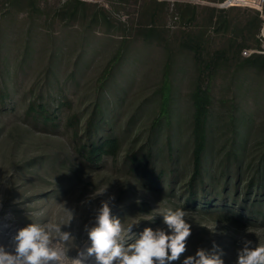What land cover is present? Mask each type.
I'll return each instance as SVG.
<instances>
[{"label": "rangeland", "instance_id": "rangeland-1", "mask_svg": "<svg viewBox=\"0 0 264 264\" xmlns=\"http://www.w3.org/2000/svg\"><path fill=\"white\" fill-rule=\"evenodd\" d=\"M20 1L21 7L14 13L11 0H0V219L10 218L11 224L25 228L32 222H67L68 210L73 212L70 225L62 226V231L75 237L68 245L71 258L90 246L85 226L94 225L101 202L110 199L112 215L125 227L133 225V239L127 243L146 227L167 230L161 215L164 209L179 207L187 212L191 225L187 250L172 264H183L198 248L211 250L214 243L223 251L225 264H235L245 241L264 246V207L260 213L259 205L254 207L260 199L264 201V73L246 71L236 77L231 67L216 72L211 86L213 161L205 166L209 175L206 192L196 187V203L189 202L193 194L190 95L197 77L193 76L194 52L178 49L180 38L202 32L209 50L224 47L231 39L243 43L247 35L232 36L233 30L223 35L218 26L206 27L205 20L208 9L214 7L225 10L219 12V18H229L243 27L258 12L249 5L253 0H235L246 6L229 9L211 0H182L202 8L203 22L192 24L182 21L168 0H158L169 2L171 10L158 13L154 24L140 9L146 0H81L87 7L74 16L73 7L65 6L68 0ZM62 7L63 13L55 16L54 10ZM39 9L44 11L42 15ZM8 20L14 23L12 38L27 40L11 56L5 51L13 42L6 37ZM140 25H153L158 36L149 40ZM123 39L128 47L114 65L110 60ZM66 42V56L53 60ZM167 42L180 53L172 58L176 120L172 132L164 119L154 128L166 54L170 53ZM259 42L257 51L264 54L262 33ZM26 50H34V54ZM250 51L256 50L244 48L242 59L248 58L250 54L245 52ZM14 67L18 68L16 76L10 73ZM244 77H258L260 86L240 91L237 85ZM8 85L13 87L10 93ZM127 88L129 93L118 109V99ZM63 99L68 104H63ZM31 102L47 107L52 120L46 122L27 113ZM233 108L240 128L236 129V144L240 145L244 134L250 135L245 153L235 150L239 168L233 157L227 159L232 154ZM89 120L94 125L91 131ZM168 137L173 138L174 163ZM108 138L122 143L119 153L106 155L97 164L87 161L81 147ZM134 154L143 164L132 162ZM247 193L249 204L243 207Z\"/></svg>", "mask_w": 264, "mask_h": 264}, {"label": "trees", "instance_id": "trees-1", "mask_svg": "<svg viewBox=\"0 0 264 264\" xmlns=\"http://www.w3.org/2000/svg\"><path fill=\"white\" fill-rule=\"evenodd\" d=\"M12 3H14V13H18V10L21 7L22 1L20 0H11ZM225 2V0H222V3ZM243 1H237V3H242ZM221 3V2H220ZM139 5V4H138ZM144 6L142 4L140 5V9L143 10V13L150 18V22L154 24L156 22V19L158 17V13H162V11H170V3L169 2H160L158 0H146L144 1ZM66 8L69 6L73 7V16L76 15V13L80 10V8H86L87 3L83 2L81 0H68L65 3ZM201 6L199 5H193L189 3H174L172 5V8L174 12L179 13L181 15V20L186 22L187 24H192L195 22H203V18H201V14L199 13ZM63 7L55 9L54 11L55 16L59 17L63 13ZM209 15L207 16L205 20V26L208 27H217L218 33H224L223 35L227 34L230 30H233V35L237 37L239 34L243 37L244 35H247L245 37V41L243 43L240 42L237 43L235 39H231L229 41V44H227L224 47H218L216 50L212 48V50H209L206 46L205 40V33L203 32L201 34H188L186 37L180 38V44L178 46V49H180V52L185 49H189L194 52L193 62L195 65L193 76L197 77L196 83H194L193 90L190 95V102L192 104V109L190 111L191 120L193 121V129H192V141H193V148H192V164L189 165V167L193 170L192 174V197L188 198L189 202L196 203L195 198V188H203L204 192H206V185L205 181L208 179L205 172L206 167L210 166L213 159V146L210 139V131H211V117H212V108H213V97H212V84L215 80V74L218 70L224 67H231L232 70H234V74L236 77H238L239 74L243 75L246 73V71H255L258 74L264 73V54L259 53H253L248 58L242 59L241 52L244 48H252L254 50H259L261 48L260 42H259V35L261 33V30L263 28V20L260 17L259 12L255 13V17L248 22L245 26H241L239 24H236L232 22L229 18H219L218 14L219 12H223L225 10H221L218 8L210 7L209 9ZM43 10L39 9L38 14L42 15ZM234 23V24H233ZM8 28L6 30L7 39H13V42H11L9 45V49L6 48L5 51L8 56H11L12 54H15L17 51H19L22 46H24L27 42V40H23L19 37H13L14 34V23L10 24L8 20ZM202 26V25H201ZM1 28V25H0ZM141 32L150 40L157 35L158 31L154 29V26L149 25H140ZM239 31V33H238ZM238 33V34H237ZM2 38L0 39L1 42ZM123 42H120L119 48H117L116 53L113 58H111L112 64L116 65L121 61V58L123 56L124 51L128 47V42L126 40H122ZM3 45V44H2ZM0 44V47H2ZM171 43L167 42L165 43V46H167V51L170 53L166 54V63H165V73H164V79L162 82V87L160 91V104L157 105V114L158 118L157 121L154 122V128L155 130L160 127L159 121L165 120L166 126L170 129L172 132V128H174L173 124L175 119V115L172 111V105H173V97H174V89H173V81H172V58L173 56H177L179 50H175L174 46L173 49H171ZM4 50V48H1ZM69 51L68 43L62 44L59 49L56 52L55 58L53 60L61 61L64 56H66L67 52ZM97 53H101L100 48H97L95 50ZM182 51V52H183ZM26 53H29L31 55L34 54V50H26ZM98 57L100 55H97ZM108 60V61H109ZM17 67L13 68V73L10 72L12 75H15L14 72L17 70ZM144 74V73H142ZM16 76V75H15ZM107 80V79H106ZM258 77H255L254 79H251V77L247 78H240V81L238 82L237 88L240 91L248 92L252 90L253 88L259 87L260 85L258 83ZM264 83V82H263ZM15 85V84H14ZM264 85V84H263ZM264 87V86H263ZM7 92L12 91V85H8L6 87ZM123 93V97H120L118 99L119 105L118 109L123 104V98L127 93H129L128 88ZM2 92L0 91V94ZM63 104H68L66 99H63ZM100 107L99 104H97V108ZM101 108V107H100ZM48 108L43 105H38L36 103H30L27 107V113L31 115H35L39 118H42L46 122H50L52 120L51 116L48 113ZM236 112L235 108H233V114L231 115V130L233 131V138H232V149L231 153L228 154L227 159L230 160L232 157L235 159L237 166L239 168L240 161L239 156L236 154L235 150H238L240 152L239 154L245 153L246 145L249 142L250 135L244 134L241 136L242 138L239 140L240 145L236 144L239 124L236 120ZM73 120L71 121V123ZM88 130L91 131L93 129V121L88 122ZM171 155L170 160L172 163H174L173 155H172V148H173V138L168 137ZM242 142V143H241ZM122 143L118 139L114 138H108L104 140L103 142L94 143L92 141H89L85 143L82 148V155L85 157V159L91 163L97 164L99 163L104 156L106 155H117L120 151ZM150 154H153L152 151ZM132 162H137L138 164H143V161L139 158L138 155L133 156ZM174 165V164H173ZM174 169V167H173ZM172 169V170H173ZM176 170H173V173H175ZM206 175V176H205ZM196 183V181H198ZM226 181H229L226 179ZM240 181L239 174L236 179V184L238 185ZM199 183V184H198ZM253 186V183L252 185ZM202 189V190H203ZM247 192V191H246ZM250 192V191H249ZM248 195L250 193H247V197L245 201L243 202V207H247L248 202ZM263 198V197H262ZM256 205H259L257 208V213H260L262 211V208L264 207V201L262 199L259 200V202L254 204V207Z\"/></svg>", "mask_w": 264, "mask_h": 264}, {"label": "clouds", "instance_id": "clouds-1", "mask_svg": "<svg viewBox=\"0 0 264 264\" xmlns=\"http://www.w3.org/2000/svg\"><path fill=\"white\" fill-rule=\"evenodd\" d=\"M103 193V192H101ZM98 193V194H101ZM109 201H102L92 227L85 226L90 246L79 251L76 258L68 255V245L75 241L71 232L62 231L74 218L68 210L67 222L30 223L14 236L15 248L0 245V264H86L94 257L96 264H172L186 252L191 225L183 208H166L162 212L167 230L146 227L132 243L133 225L125 227L112 215ZM223 251L215 243L211 250L198 248L183 264H225ZM235 264H264V246L245 241L237 253Z\"/></svg>", "mask_w": 264, "mask_h": 264}, {"label": "bare ground", "instance_id": "bare-ground-1", "mask_svg": "<svg viewBox=\"0 0 264 264\" xmlns=\"http://www.w3.org/2000/svg\"><path fill=\"white\" fill-rule=\"evenodd\" d=\"M231 3H233V1ZM10 221V218L5 220L0 219V245L4 246L9 251H13L15 248L14 236L23 228L11 224ZM86 264H96L95 258H89Z\"/></svg>", "mask_w": 264, "mask_h": 264}, {"label": "built area", "instance_id": "built-area-1", "mask_svg": "<svg viewBox=\"0 0 264 264\" xmlns=\"http://www.w3.org/2000/svg\"><path fill=\"white\" fill-rule=\"evenodd\" d=\"M232 1H235V0H225V2H223L219 6L222 9H229L232 7L246 6V5L236 4L234 2L231 3ZM252 2L253 3L249 4V5L251 6V8H254L255 10H257L260 13L261 19L263 20V24H264V0H253ZM261 33H262V37L264 38V25H263ZM263 51H264V45H263ZM253 53H258V51H250L249 53L245 52V55L248 56V54L252 55ZM261 53H264V52H261Z\"/></svg>", "mask_w": 264, "mask_h": 264}, {"label": "crops", "instance_id": "crops-1", "mask_svg": "<svg viewBox=\"0 0 264 264\" xmlns=\"http://www.w3.org/2000/svg\"><path fill=\"white\" fill-rule=\"evenodd\" d=\"M169 2H171V3H176V2H178V3H184V2H182V0H168ZM214 2L215 4H218V3H220L221 2V4H222V0H211V2Z\"/></svg>", "mask_w": 264, "mask_h": 264}]
</instances>
